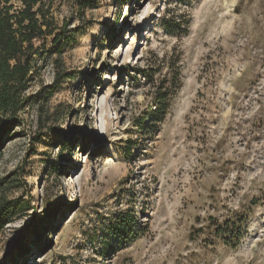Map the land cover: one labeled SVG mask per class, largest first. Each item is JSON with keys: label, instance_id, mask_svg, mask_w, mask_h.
<instances>
[{"label": "rangeland", "instance_id": "obj_1", "mask_svg": "<svg viewBox=\"0 0 264 264\" xmlns=\"http://www.w3.org/2000/svg\"><path fill=\"white\" fill-rule=\"evenodd\" d=\"M78 2L0 145V264H264V0Z\"/></svg>", "mask_w": 264, "mask_h": 264}, {"label": "trees", "instance_id": "obj_2", "mask_svg": "<svg viewBox=\"0 0 264 264\" xmlns=\"http://www.w3.org/2000/svg\"><path fill=\"white\" fill-rule=\"evenodd\" d=\"M78 5L82 12L90 0H79ZM76 32L77 29H69L67 21L56 19L46 0H0V145L12 124L18 123V113L26 104L25 90L40 63L48 59L59 62L58 56L73 42ZM52 54L55 57L51 59ZM156 99L155 108L145 116L149 121H158L168 107L166 97L158 94ZM15 210L14 201L0 203V230L11 221ZM54 213L49 211L47 215L53 217ZM240 227L239 220L230 219L218 228L217 234L227 245L232 240L236 243L242 235ZM44 229L37 232V239Z\"/></svg>", "mask_w": 264, "mask_h": 264}]
</instances>
